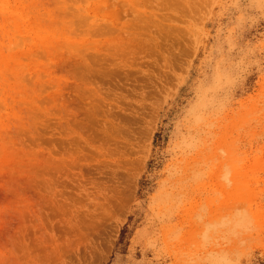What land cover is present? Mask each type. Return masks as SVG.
<instances>
[{
  "label": "rangeland",
  "instance_id": "374dc122",
  "mask_svg": "<svg viewBox=\"0 0 264 264\" xmlns=\"http://www.w3.org/2000/svg\"><path fill=\"white\" fill-rule=\"evenodd\" d=\"M0 264H264V0H0Z\"/></svg>",
  "mask_w": 264,
  "mask_h": 264
},
{
  "label": "bare ground",
  "instance_id": "6f19581e",
  "mask_svg": "<svg viewBox=\"0 0 264 264\" xmlns=\"http://www.w3.org/2000/svg\"><path fill=\"white\" fill-rule=\"evenodd\" d=\"M134 1H136V0H134Z\"/></svg>",
  "mask_w": 264,
  "mask_h": 264
}]
</instances>
